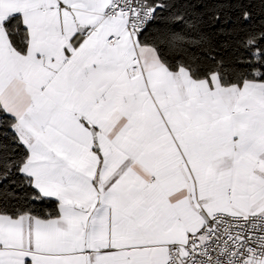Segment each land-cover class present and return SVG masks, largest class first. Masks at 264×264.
I'll list each match as a JSON object with an SVG mask.
<instances>
[{
	"label": "snow or ice",
	"instance_id": "6c2138e0",
	"mask_svg": "<svg viewBox=\"0 0 264 264\" xmlns=\"http://www.w3.org/2000/svg\"><path fill=\"white\" fill-rule=\"evenodd\" d=\"M0 264H264V0H0Z\"/></svg>",
	"mask_w": 264,
	"mask_h": 264
}]
</instances>
